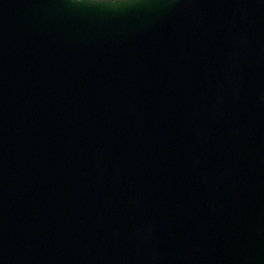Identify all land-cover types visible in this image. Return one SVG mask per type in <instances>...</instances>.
Instances as JSON below:
<instances>
[{"label":"water","instance_id":"1","mask_svg":"<svg viewBox=\"0 0 264 264\" xmlns=\"http://www.w3.org/2000/svg\"><path fill=\"white\" fill-rule=\"evenodd\" d=\"M0 264H264V0H0Z\"/></svg>","mask_w":264,"mask_h":264},{"label":"clouds","instance_id":"2","mask_svg":"<svg viewBox=\"0 0 264 264\" xmlns=\"http://www.w3.org/2000/svg\"><path fill=\"white\" fill-rule=\"evenodd\" d=\"M113 2H114V0H113Z\"/></svg>","mask_w":264,"mask_h":264}]
</instances>
